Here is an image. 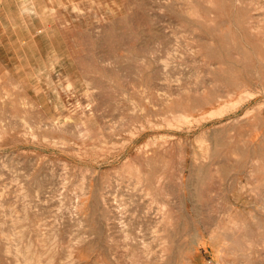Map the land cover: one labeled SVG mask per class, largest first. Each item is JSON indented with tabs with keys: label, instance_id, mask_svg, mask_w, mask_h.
I'll return each instance as SVG.
<instances>
[{
	"label": "rangeland",
	"instance_id": "374dc122",
	"mask_svg": "<svg viewBox=\"0 0 264 264\" xmlns=\"http://www.w3.org/2000/svg\"><path fill=\"white\" fill-rule=\"evenodd\" d=\"M0 264H264V0H0Z\"/></svg>",
	"mask_w": 264,
	"mask_h": 264
}]
</instances>
